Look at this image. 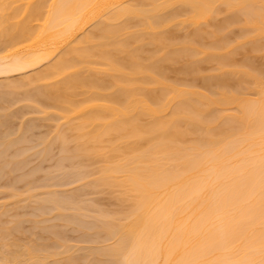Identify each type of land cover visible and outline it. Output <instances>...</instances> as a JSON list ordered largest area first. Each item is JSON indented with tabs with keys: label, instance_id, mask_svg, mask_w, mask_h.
Returning a JSON list of instances; mask_svg holds the SVG:
<instances>
[{
	"label": "bare ground",
	"instance_id": "obj_1",
	"mask_svg": "<svg viewBox=\"0 0 264 264\" xmlns=\"http://www.w3.org/2000/svg\"><path fill=\"white\" fill-rule=\"evenodd\" d=\"M252 2L0 0V56H10L0 60V239L10 226L48 260L90 264L108 258L109 228L130 247L142 218L171 203L176 223L211 229L224 177L243 179L228 163L247 140L231 94L264 70L259 30L242 35L225 5ZM52 4L81 7L49 16ZM152 4L176 7L140 16ZM40 122L48 130L31 140ZM54 146L56 172L41 183L40 166L26 165L52 160ZM87 188L115 202L99 207L80 197Z\"/></svg>",
	"mask_w": 264,
	"mask_h": 264
},
{
	"label": "snow or ice",
	"instance_id": "obj_2",
	"mask_svg": "<svg viewBox=\"0 0 264 264\" xmlns=\"http://www.w3.org/2000/svg\"><path fill=\"white\" fill-rule=\"evenodd\" d=\"M7 7L0 5V15L6 13ZM74 7L81 6L49 5V16L54 14V10ZM175 7L152 4L147 9L138 8V12L140 16H150L151 9ZM184 7L207 6L191 4ZM225 7L239 12L242 35L259 30L261 45L264 46V0ZM9 59L8 53L0 56V60L5 62ZM231 96L236 101L239 123L245 127L247 140L228 163L241 169L239 175L243 179L237 182L231 175L224 177L223 199L215 205L211 221L213 227L201 231L196 225L189 227L188 224L176 223L174 214L178 206L171 203L158 209L156 214L142 218L143 227L135 233L130 247L125 232L109 228L112 238L102 249L103 255L108 258L90 264H264V70L258 75L249 72L247 84ZM137 207L139 210L141 204L138 203ZM110 219L115 223L121 218ZM47 255L41 253L34 242L21 239L11 232L10 226L5 227L3 239H0V264H72L63 260L53 262L44 258Z\"/></svg>",
	"mask_w": 264,
	"mask_h": 264
},
{
	"label": "rangeland",
	"instance_id": "obj_3",
	"mask_svg": "<svg viewBox=\"0 0 264 264\" xmlns=\"http://www.w3.org/2000/svg\"><path fill=\"white\" fill-rule=\"evenodd\" d=\"M17 118H18V117H17ZM14 120H15V121H13L12 123L18 121L19 119H14ZM19 121H20V120H19ZM17 123L19 124V122H17ZM17 123H16V124H17ZM38 123H39V122H38ZM40 123H41V122H40ZM18 124H17V125H18ZM41 124H43V123H41ZM13 126L16 127V128L18 127V126H15L14 124H13ZM36 127H37V126H36ZM36 127H34V130H32V131L30 130V131L32 132V135H31V134H30L29 136L27 135L28 138L31 137V138H30L31 140H32L33 138H34V140H35V137H36L37 135L40 136V135H42V134L44 133L45 130H46V131L48 130L47 126H46V125L44 126V124H43V125H39L38 128H36ZM35 128H36L37 130H36ZM39 128H41V130H39ZM42 128H43V129H42ZM44 128H45V129H44ZM30 131H28V132L30 133ZM33 131H34V132H33ZM28 132H27V133H28ZM36 132H38V133H36ZM40 132H42V133L40 134ZM29 133H28V134H29ZM36 134H37V135H36ZM33 135H35V137H33ZM31 140H29V141H31ZM34 140H33V141H34ZM53 149H54V150H52V152L54 151L53 153H55V154H54V156L51 155V156L53 157L52 160H51V158H48V157H50V156H48V157H46L47 160L44 159L45 162H42V160H41V161L39 160V159H41V158H39V157H37L36 155H34V157L39 158V159H36V158L32 157L31 159H29L30 161H28V164H29L31 161L34 160L33 163H30L29 165H28V164L26 165V166L33 167V166H34L33 164H35V165L38 164V165L40 166L39 169L41 168V170H39V171H41L42 173H41V172L38 173V170H37V173H36V174L34 173V175H35V176H38V177L42 176V178L40 177V179H38L37 177H35L36 179L39 180V182L41 181V183L45 181V180L42 181V179L45 178V176H46L47 174H49L50 172L53 173V174H55L54 172H56V171H54L53 166H55V161H56V159H54V157L56 158V156H57V153H58V147H57V146H54ZM55 149H56V150H55ZM55 151H56V152H55ZM31 156H33V155H31ZM48 159H49L50 161H49ZM35 160H36V161H35ZM40 162H42V164H41ZM39 163H40V164H39ZM44 163H45V164H44ZM38 165H37V168H38ZM41 165H42V166H41ZM44 165H45L46 167H45ZM52 165H53V166H52ZM24 167H25V166H24ZM30 167H27V168L25 167L24 170H25V171H28V170L30 169ZM66 167L68 168V166H66V163H65V166L63 167V169L66 168ZM54 168H56V166H55ZM26 169H28V170H26ZM22 170H23V168H22ZM22 170H21V171L19 170V172L17 171V174H18V173H21ZM24 170H23V172H25ZM51 170H53L54 172H52ZM47 171H48V173H46ZM44 173H45L46 175H45ZM14 174L16 175V172H15ZM43 175H45V176H43ZM12 177H13V176H12ZM12 177H11V178H12ZM5 178H6V177H5ZM5 178H4V179H5ZM35 178H34V179H35ZM4 179H3V180H4ZM3 180H2V181H3ZM5 180H6V179H5ZM7 180H10L9 176L7 177ZM7 180H6L5 182H7ZM2 181H1V182H2ZM36 181H37V180H36ZM19 182H20V181H19ZM19 182H18V183H19ZM21 182H22V183H21ZM21 182H20L21 184L24 183L23 181H21ZM3 183H4V182H3ZM18 183L16 184L17 186H21V187H22V186L24 185V184H23V185H18ZM20 183H19V184H20ZM18 188H19V187H18ZM19 189H20V188H19ZM87 189H88V188H87ZM89 190H90V189H88V190L86 191V189H85V190L83 191L84 194H82L80 197H82V198H88V199H92V200H95V198H96V201L98 202V204H97V203H96V204H97L98 206H99V204H100L101 206H99V207H102V205H103L102 208H104V207L107 208L108 204H109V206H110L112 203L115 202L113 198H112V199H113L114 202H112V200L109 198V197H110L109 194L106 195V194L104 193V191H103V193H101L102 191L97 190V189H95V190L92 189V190H90L91 192H90ZM93 192H94V193H93ZM97 192H100V193H97ZM4 193L6 194V192H4ZM4 193H2V194L0 193V196H1V195L4 196V195H5ZM86 193H88V194H86ZM96 193H97V194H96ZM85 194H86V196H85ZM103 194H104V195H103ZM106 196H109V197H106ZM101 197H102L103 199H102ZM100 198H101V199H100ZM97 199L100 200L102 203H99L100 201H98ZM104 199H106V200H104ZM108 199H109V200H108ZM110 200H111V201H110ZM108 201H109V202H108ZM107 203H108V204H107ZM104 204H105V205H104ZM106 205H107V206H106ZM113 205H114V204H113ZM115 205H116V204H115ZM109 206H108V207H109ZM21 207H22V206H21ZM21 207H19V208H18L19 210L17 209V211H16V209H15V210L12 209L11 212L9 211L8 216H5V217H4V215H3L2 217H3L4 219H6V218L9 219V218L12 217V216H11L12 214H15V212L18 213L19 215H20V214L23 215V214L27 213V211H28L29 209L32 210V209H31L32 207L27 209V206H26V208L23 209V210L21 209ZM23 207H25V206H23ZM28 207H29V205H28ZM114 207H115V206H114ZM111 208H113V207H111ZM21 210H22V211H21ZM24 210H25V211H24ZM26 210H27V211H26ZM13 211H15V212L13 213ZM28 212H29V211H28ZM22 213H23V214H22ZM10 214H11V215H10ZM6 215H7V214H6ZM9 215H10V216H9ZM14 216H15V215H14ZM24 222H25V221H23V225H24V227H28V226H29V222L27 221L28 223L26 222L25 224H24ZM23 225H22V226H23ZM25 225H26V226H25ZM61 227H62V226H60V229L62 230ZM63 227H64V229L66 228L65 226H63ZM67 227H68V229H67V230L65 229L66 238H67L68 240H69V238H70V240L73 241V240H72L73 237L75 236L74 239H76V236L79 235V231L76 232V229H75V228H72V229H71V226H70V228H69V226H67ZM28 229H29V227H28ZM28 229L25 228V230H28ZM64 229H63V233H64ZM36 230H37V229H36ZM38 230H39V229H38ZM38 230H37V231H38ZM69 230H70V231H69ZM37 231H36V232H37ZM74 232H75V233H74ZM67 234H68L70 237H69V236L67 237ZM70 234H72V235H74V236H72V235H70ZM64 235H65V234H64Z\"/></svg>",
	"mask_w": 264,
	"mask_h": 264
}]
</instances>
